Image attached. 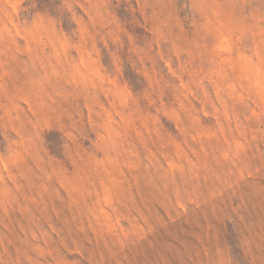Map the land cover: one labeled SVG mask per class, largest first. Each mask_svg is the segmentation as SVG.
Wrapping results in <instances>:
<instances>
[{
	"label": "rangeland",
	"instance_id": "obj_1",
	"mask_svg": "<svg viewBox=\"0 0 264 264\" xmlns=\"http://www.w3.org/2000/svg\"><path fill=\"white\" fill-rule=\"evenodd\" d=\"M0 264H264V0H0Z\"/></svg>",
	"mask_w": 264,
	"mask_h": 264
}]
</instances>
